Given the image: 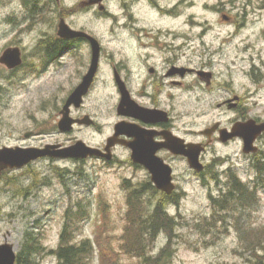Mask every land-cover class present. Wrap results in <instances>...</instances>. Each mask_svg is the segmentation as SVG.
Segmentation results:
<instances>
[{"label":"rangeland","instance_id":"rangeland-1","mask_svg":"<svg viewBox=\"0 0 264 264\" xmlns=\"http://www.w3.org/2000/svg\"><path fill=\"white\" fill-rule=\"evenodd\" d=\"M64 1L76 5L81 1L87 3V0ZM175 1L160 0L159 4ZM120 3L121 0H107L106 6L102 3L109 14L106 18H100L91 10L71 19L78 29L96 36L109 57H115L119 49L116 40L132 34L130 10L122 9ZM259 8L260 0H187V5L176 11V20L161 18L150 8L142 10L138 18L141 25L151 30L160 26L171 29L173 34L203 35L202 41L195 40L191 43L194 48L188 51L197 50L195 62L210 63L217 76L216 87L225 85L226 90L234 92L258 90L257 98L261 103L249 109L254 116L264 118V13H260ZM28 13L27 9L19 7L18 1H0V56L7 47H19L26 57L38 36L49 33L48 18L33 32L20 33L28 24L25 17L30 20ZM225 15L233 20L225 23L222 20ZM75 50L82 49L76 47ZM81 57L82 53L76 54V72L80 69ZM2 67L0 65V149L69 145L76 140L90 146L103 144L114 121L111 88L99 85L75 114L90 115L98 126H75L70 133H60L57 115L71 90L67 82L71 78L66 75L68 69L58 70L52 66L41 74L37 70L35 75H27L24 70L7 72ZM253 67L263 76L260 83H251L249 74ZM106 68L104 64L100 78L105 76ZM75 77L76 84L78 78ZM190 98L188 96L185 105L172 107L173 116L181 115L189 139L198 140L193 132L212 122L226 125L232 119V113L217 109L205 99L206 95L200 97L204 101L195 103ZM29 132L32 136L24 138ZM212 149L204 156L207 163L204 179L191 172L186 162L175 160L177 191L182 199L177 206H168L167 211L176 223L172 235L161 233L150 243L147 253L156 256L169 240L171 255L166 264H264V252L246 250L248 244H255L264 237V172L261 176L255 174L254 158H245L236 145ZM260 149L264 150V145ZM116 155L117 162L111 165L97 160L41 159L22 169L0 172V244L7 243L18 253L24 235L32 232L44 248L38 264H57L56 258L48 252L58 246L66 211H79L82 219L76 227L74 242L89 239L94 243V254L87 264H141L133 254H125L121 249L125 242L128 198L122 186L124 180L134 185L144 182L146 173L131 166L127 154L117 152ZM65 170L69 175L62 179L58 174ZM79 171L82 177L78 176ZM229 171L254 191V198L246 197L241 204L218 212L210 198H222L227 191ZM148 197L156 202V197L145 195L144 203Z\"/></svg>","mask_w":264,"mask_h":264},{"label":"flooded vegetation","instance_id":"flooded-vegetation-1","mask_svg":"<svg viewBox=\"0 0 264 264\" xmlns=\"http://www.w3.org/2000/svg\"><path fill=\"white\" fill-rule=\"evenodd\" d=\"M14 1H18L19 7L22 9L29 11L30 20L25 17L24 21L28 24L23 26L27 29L21 30L20 33H24L25 31L29 33L33 32L36 27L42 26V23L47 18V22L50 20V23L47 24L49 33H41L38 36L33 50L26 52V57H24L23 50L21 51L19 47H7L19 50L20 64L11 69L1 63L0 65L7 72H21V70H24L27 75H35L37 70L41 74L52 66L58 70L68 69L66 75H71V78L67 79L71 90L62 101L63 107L68 96L81 83L87 73L91 63L92 52L91 44L86 39L72 38L66 40L60 37L58 35L59 24L63 22L71 30L84 31L74 26L71 19L77 14H86L91 10L96 11L100 15V18H106L108 16V11L105 7L107 0L103 1L105 6L102 11L98 10L99 5L94 6L90 4L92 0H88L87 3L81 1L78 5L75 2L66 4L64 0ZM159 3L160 0H121L119 6L124 10H130L131 13L132 34L124 36L121 40H116L119 49H117L115 57H109V52L105 50L100 40L93 35L100 47L97 70L87 95L83 97L82 104L78 108L70 106L68 115L76 121H81L85 117H88L89 121L92 122L90 127L98 126L96 119L90 115L84 114L81 116L75 114L84 107L85 100L89 94L99 85L111 88L112 100L115 106L114 121L109 126L110 131L106 135L103 144L92 147L104 152L107 148V140L115 135V126L120 124L122 128L116 139L117 144L108 149L113 156L111 162H117V152L127 154L129 156L128 163L138 170H143L147 178L144 182H149L153 186L151 175L147 170L142 165L131 161V150L128 145L136 143L138 149L139 146L144 150L150 148L155 158L171 168L172 183L175 188L167 196H179L177 191V186H179L178 177L176 176L177 168L173 164L175 160L184 161L187 164V160L185 157L176 156L171 153L169 146L172 143H179L181 145L198 144L201 146L202 153L199 160L204 166L203 170L200 173H195L193 170L188 169L199 178H202V175L207 174V163L204 161V156L207 152L211 151L212 147L226 148L230 145H236L242 151L243 139L235 137L222 142L220 136L221 130H227L229 133L235 124L251 123L252 121H254L255 126L261 125L264 124V118L263 116H254L249 109L260 102L257 98L258 90L243 89L242 91L234 92L233 90H226L225 85L216 87L217 76L211 69L210 63L208 61L195 62L194 55L197 50L190 53L188 51L190 48H194V46H191V43L195 40L202 41L203 35L173 34L169 28L164 29L159 26L156 30H151L148 26L140 24L138 14L146 8L154 10L161 18L176 20L178 18L176 11L182 6L185 7L187 0H177L172 4L168 3L165 5H160ZM133 9L135 10L133 11ZM258 11L264 13V0H260ZM223 17L227 19L224 20V22L226 21L225 23L233 20L231 16H222V20ZM76 47H80L82 50L77 52L75 50ZM79 52L82 53V57L79 62L80 69L76 72V54ZM104 61L106 62L104 63ZM104 64L107 65V70L105 76L102 75L103 78H100ZM249 75L252 84L260 83L263 80V76L258 68L253 67ZM75 76L78 78L76 84L74 81ZM125 92H127L130 98L127 103L132 105L134 110L130 111L127 106H124L120 112H117V108L121 104L122 96H124ZM203 95H206L205 99L209 103L211 102L213 106H216L217 109L228 111L233 116L226 125L215 121L202 130L193 132L192 135L199 137L198 140L189 139L188 130L181 120V115L173 116L172 107L185 105L188 101V96L191 97L190 101L194 103L196 101H204L205 99L200 98ZM61 110L62 108L57 115L58 120L61 118ZM148 111L159 112L154 117H151L146 115L149 113ZM128 134L132 135L129 136ZM77 141L82 140H76L75 142ZM75 142L69 145H60L62 147H69L75 144ZM47 145L52 144H46L43 147ZM262 145H264V131L253 142V146L257 151L244 155L245 158H254L252 164L254 170L258 158L261 160L257 165L261 168L264 167V150L260 149ZM43 147L30 146L20 148L42 149ZM98 158L88 160L106 163L104 158ZM142 183L135 186H139ZM157 192L161 195L164 194L159 191Z\"/></svg>","mask_w":264,"mask_h":264},{"label":"water","instance_id":"water-1","mask_svg":"<svg viewBox=\"0 0 264 264\" xmlns=\"http://www.w3.org/2000/svg\"><path fill=\"white\" fill-rule=\"evenodd\" d=\"M103 0H92L90 4H97ZM223 20H227L223 17ZM58 35L64 39L72 38H84L88 40L91 44V63L90 67L83 77L82 82L74 89V91L69 95L66 100V103L63 105L61 111V119L57 123V128L61 133H69L72 131L75 123L81 125H91V121L85 117L81 121L73 120L69 117V107L74 105L78 108L82 102L83 96H85L89 90L94 74L97 70V61L99 56V45L98 42L91 37L90 35L69 29L63 22L59 24ZM0 63L5 64L7 68L11 69L20 64L19 59V50L18 49H7L4 51L0 57ZM122 101L117 112L127 106L128 110H134V107L127 103L130 98L127 92L122 96ZM146 115L154 117L158 114L159 111H148ZM132 115V113H131ZM121 125L117 124L115 126V135L107 140V148L104 153L98 149L91 148L87 146L82 141H77L75 144L69 147H62L59 144L56 145H47L42 149L29 148L24 149L20 147L8 148L3 147L0 149V171L3 170H15L22 169L26 165L43 158L50 159H74V160H84L88 157H102L107 161H110L112 156L109 152V148L117 144V136L119 131H121ZM264 130V124L255 126L254 122L245 123V124H236L233 126L232 131L227 133V130H221L220 136L221 141L225 142L234 137H240L243 139V153L250 154L257 151L253 147V142L258 135ZM129 136L132 134H128ZM31 133H26L24 138H30ZM131 150L130 159L134 163L142 165L151 175V182L154 187L169 195L174 190V185L172 184L171 169L167 165H164L162 161L153 156L152 150L150 148L141 149L136 143H130L128 145ZM150 150V151H149ZM169 150L174 155H180L187 159V163L190 169H193L197 172L203 170V165L199 162V155L201 153L200 145H181L179 143H172L169 146ZM16 254L13 251V247L7 243L0 244V264H15Z\"/></svg>","mask_w":264,"mask_h":264},{"label":"trees","instance_id":"trees-1","mask_svg":"<svg viewBox=\"0 0 264 264\" xmlns=\"http://www.w3.org/2000/svg\"><path fill=\"white\" fill-rule=\"evenodd\" d=\"M260 160V158L256 160L254 168L256 173L261 176L264 172V167L261 168L257 165ZM67 175H69L67 170L58 174L62 179ZM82 175V171H79L78 176L82 177ZM226 179L229 186L227 191L223 193L222 198H210L214 209L218 212H224L232 205L241 204L246 197L254 198V191L241 183L236 174L229 171L226 174ZM122 187L128 192L127 212L125 215L127 227L124 229L125 242L121 248L122 251L125 254H133L141 261V264H166L165 261L171 255L169 240H167V243L156 256H149L147 251L150 243L152 244L161 233H165L168 237L172 235L171 230L176 222L175 218L168 214L167 207L170 205L177 206L180 196L158 194L157 190L149 182H144L134 187L128 180H124ZM26 192L24 190V193ZM145 195L156 197V202L148 197V201L145 202L148 204L144 206ZM78 207H80L79 204ZM81 219L82 215L79 211H66V220L60 232L58 246L48 252V254L56 258L57 264H87L93 257L94 243L92 241L84 239L79 243L74 242L76 227H78ZM243 235L244 233L242 232L241 236ZM260 235L262 236V234ZM246 250L250 253L253 251L264 252V237L255 244H248ZM43 253L44 248L37 235L27 232L24 235L21 250L16 255L15 264H38V257Z\"/></svg>","mask_w":264,"mask_h":264}]
</instances>
